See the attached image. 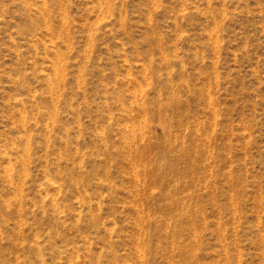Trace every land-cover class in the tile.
Returning <instances> with one entry per match:
<instances>
[{
  "label": "rangeland",
  "instance_id": "obj_1",
  "mask_svg": "<svg viewBox=\"0 0 264 264\" xmlns=\"http://www.w3.org/2000/svg\"><path fill=\"white\" fill-rule=\"evenodd\" d=\"M0 264H264V0H0Z\"/></svg>",
  "mask_w": 264,
  "mask_h": 264
}]
</instances>
